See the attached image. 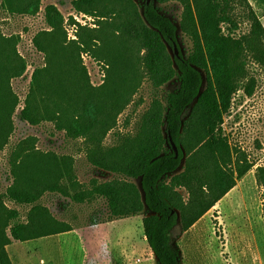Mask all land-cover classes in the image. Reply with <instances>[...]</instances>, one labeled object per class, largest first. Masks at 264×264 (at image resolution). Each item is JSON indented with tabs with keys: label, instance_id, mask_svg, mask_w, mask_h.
<instances>
[{
	"label": "trees",
	"instance_id": "obj_1",
	"mask_svg": "<svg viewBox=\"0 0 264 264\" xmlns=\"http://www.w3.org/2000/svg\"><path fill=\"white\" fill-rule=\"evenodd\" d=\"M179 1L183 6L181 28L192 43L188 55L180 48L177 25L153 2L148 4L146 0L140 14L126 8L101 9L99 0H72L77 12L98 18L97 28H80L78 40L69 41L76 54V84L81 100L64 88L52 89L44 81L47 74L52 75L49 67L53 54L43 35L62 30L67 38L62 13L55 5L46 6L45 19L51 31L37 34L34 43L47 55L48 66L35 69L20 117L31 124L53 122L65 137L82 139L89 162L117 177L104 182L93 179L88 188H83L74 173L72 159L54 156L52 160L59 168L57 177L51 183H43L28 157L35 138L29 137L15 146L10 170L13 183L4 197L16 204L35 206L22 223L19 212L2 206L0 199V264H12L4 247L10 241L7 227L13 239L21 242L74 229L38 204L44 192H57L77 203L104 198L108 215L92 220V224L143 215L145 239L157 263L184 264L177 241L180 234H174L175 228L180 224L181 231H186L253 167L248 157L238 151L234 161L235 152L221 125L234 95L243 90L250 97L256 90L257 80L250 75L248 62L264 67V26L247 0ZM4 4L11 12L35 15L40 11L41 0L27 6L15 5L13 0H4ZM241 17L250 26L246 33H238ZM109 35L118 38L119 48L114 51L113 61L104 58L108 66L105 82L94 87L80 54L89 52ZM121 48L129 54L128 59ZM95 51L102 54L95 56L103 58L100 47ZM25 70L26 63L20 59L12 66L11 76L19 77ZM175 77L179 81L177 89L166 96V102L153 99L134 134L119 135L116 145H104L117 116L145 79L160 88ZM16 104L15 98L12 110H3L0 116V148L9 138L6 116H11ZM171 139L179 148L178 156ZM184 159V169L176 173ZM256 178L264 188V167H258ZM130 179H138L139 186ZM179 188L186 189V200Z\"/></svg>",
	"mask_w": 264,
	"mask_h": 264
},
{
	"label": "rangeland",
	"instance_id": "obj_2",
	"mask_svg": "<svg viewBox=\"0 0 264 264\" xmlns=\"http://www.w3.org/2000/svg\"><path fill=\"white\" fill-rule=\"evenodd\" d=\"M145 1L99 0L98 6L101 9L126 8L131 12L137 10L141 14ZM150 1L160 6L175 22L180 48L188 55L192 43L181 28V2ZM247 1L264 26V0ZM13 2L15 5L27 6L34 0ZM48 5L57 6L62 13L67 38L64 39L62 30L43 35L53 54L49 67L52 75L47 74L44 81L52 89L59 91L64 88L81 100L82 95L76 84V54L69 46V41L78 40L81 29L77 32V39L71 38L66 29L67 18H70L72 12H77L72 6V0H41L40 11L35 15L11 12L4 0H0V116L3 110H12L15 98L17 100L11 116H6L9 138L4 139L5 143L0 148V199L3 202L0 204L16 209L22 223L27 221L35 205L16 204L4 197V194L13 183L10 170L14 148L29 137H34L35 140L34 147L28 151V157L43 183H51L57 177L59 168L52 160L54 156H69L72 159L74 173L83 188H88L93 179L104 182L117 177L116 174L101 170L89 162L82 139L65 137L64 132L56 130L53 122L45 120L39 124H31L20 117L31 89L35 69L48 66L47 55L38 50L34 43L37 34L51 31L45 19V8ZM249 27V23L241 17L238 33L248 32ZM99 47L103 58L97 57L102 56L95 51ZM118 48V38L109 35L89 52L80 54L92 86L100 87L104 84L108 66L104 70L105 76H102L100 63H104V58L113 61L114 51L116 53ZM122 49L125 59H128L129 54ZM170 51L172 53L173 50L170 48ZM10 57L13 61H10ZM20 59L25 61L26 70L21 76L12 77V66ZM118 65L121 67L119 62ZM248 69L250 75L257 80L256 90L250 97L243 90L234 95L231 108L224 116L221 126L232 151L235 152L234 161L238 151L246 155L254 165L228 194L186 231H181L180 224L175 228L174 234H180L177 241L184 264H264V188L258 185L256 178L258 167H264V67L250 60ZM203 75L205 76L204 72ZM178 86L177 77L160 88H154L145 79L129 105L117 116L114 127L104 139V145H116L119 135L134 134L141 116L153 99L166 102V96ZM190 113L191 108L185 113V120ZM185 159L176 173L184 169ZM130 180L139 186L138 179ZM178 191L186 200V189L179 188ZM38 204L46 207L58 221L70 223L74 229L21 242L13 239L10 227H7L6 234L10 241L4 247L12 264H158L145 239L143 215L92 224V220L108 215L107 202L102 197L77 203L60 193L44 192Z\"/></svg>",
	"mask_w": 264,
	"mask_h": 264
},
{
	"label": "built area",
	"instance_id": "obj_3",
	"mask_svg": "<svg viewBox=\"0 0 264 264\" xmlns=\"http://www.w3.org/2000/svg\"><path fill=\"white\" fill-rule=\"evenodd\" d=\"M97 17L83 13V12H72L70 18L66 20V29L69 32V36L73 39H77V32L80 28H96ZM102 68V76H105L104 70L107 67L103 62L100 63Z\"/></svg>",
	"mask_w": 264,
	"mask_h": 264
},
{
	"label": "water",
	"instance_id": "obj_4",
	"mask_svg": "<svg viewBox=\"0 0 264 264\" xmlns=\"http://www.w3.org/2000/svg\"><path fill=\"white\" fill-rule=\"evenodd\" d=\"M150 2H151L150 0H147V3H148V4H149ZM174 51H175V54L178 55L179 50H178V48H177L176 45H174ZM171 144H172V148H173V150H174V152H175V155L178 156V154H179V148H178L177 144H176L172 139H171Z\"/></svg>",
	"mask_w": 264,
	"mask_h": 264
}]
</instances>
